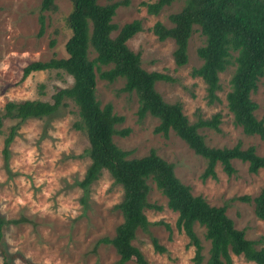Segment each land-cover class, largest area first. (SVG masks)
I'll list each match as a JSON object with an SVG mask.
<instances>
[{
	"label": "rangeland",
	"instance_id": "374dc122",
	"mask_svg": "<svg viewBox=\"0 0 264 264\" xmlns=\"http://www.w3.org/2000/svg\"><path fill=\"white\" fill-rule=\"evenodd\" d=\"M109 1L124 2L113 17L118 28L135 19L142 21L143 29L128 41V45L141 54L145 69L172 78L156 83L164 99L180 102L191 122L199 117L209 119L221 114L219 132L210 128L201 130L208 144L231 147L240 142L244 148L254 146L257 153L264 156V141L258 135L245 134L242 127L235 124L228 108L226 96L234 66L221 73L220 99L213 102L207 98L202 78L191 74L193 68L202 64L197 49L205 37L199 26H194L188 47L189 59L184 65H177L174 60V40L160 41L152 31L157 21L171 26L169 15L178 11L182 3L165 6L155 15L150 14L143 3L157 0H100V3ZM40 2L0 0L1 108L8 101L50 100L59 88L73 84V77L62 69L36 71L23 78V69L29 62L67 56L65 45L71 36L67 16L72 0H56L57 9L45 13L42 35H39ZM263 80L252 94L259 105L255 112L259 119L264 118ZM96 81V93L102 105L112 102L114 111L125 117L118 129H131L125 136L115 135L114 140L121 148L130 151L131 157H142L156 149L175 165L176 174L191 186L195 195H202L215 207L228 205L227 214L235 221L234 225L245 229L248 239H261L259 246L264 244V221L257 218L254 204L234 199L243 195L255 197L260 193L264 187V168L253 173L247 162L235 159L233 175H228L218 164L215 178L202 179L205 160L173 131L168 137L155 133L157 118L148 115L139 120L137 95L119 92L124 85L123 79L109 83L98 77ZM77 121L78 108L70 100L69 106L54 117L20 122L7 163L3 155L4 140L17 121L7 119L0 128V213L13 220L4 227L1 242L15 264H118L115 248L97 241L114 236V230L122 222L123 217L115 205L121 201L123 191L107 170L87 192L79 186L91 159L87 153L89 138L85 131L75 127ZM149 202L153 207L148 208L146 214L151 225L148 231H136L133 244L150 264H192L195 247L189 245V237L176 228L178 213L168 207L167 198L153 183ZM194 228L203 245L205 264L210 241L205 237L204 227L196 224ZM152 236L166 248L164 252L154 248ZM232 259L233 264H255L243 255L232 254ZM2 261L0 249V264ZM126 264L138 262L133 258Z\"/></svg>",
	"mask_w": 264,
	"mask_h": 264
},
{
	"label": "trees",
	"instance_id": "16d2710c",
	"mask_svg": "<svg viewBox=\"0 0 264 264\" xmlns=\"http://www.w3.org/2000/svg\"><path fill=\"white\" fill-rule=\"evenodd\" d=\"M175 2H181L182 6L169 15L171 26L157 21L152 31L160 41L174 40V60L177 65H184L189 59L188 47L194 26L198 25L205 37L197 49L202 64L193 68L191 74L202 78L207 98L213 102L220 99L221 73L234 66L226 96L228 108L235 124L241 126L245 134L258 135L264 141V118L257 117L255 112L259 105L252 98L259 81L264 79V0H157L143 4L150 14L157 15L165 6ZM123 3L72 0V9L67 16L71 29L65 45L67 56L31 61L23 69V78L36 71L62 69L73 77V84L59 88L50 100L8 101L3 108L0 107V128L7 119L17 121L4 140L6 163L20 122L29 118L54 117L69 106L71 100L79 114L75 127L85 131L90 142L87 153L91 162L78 182L79 186L87 192L107 170L123 191L121 201L115 205L123 217L122 222L114 230V236H105L97 241L115 248L119 255L118 264H126L133 258L138 264H150L133 241L138 229L148 231L151 225L146 210L153 207L149 202L152 183L167 198L168 207L178 213L176 228L184 232L189 237V245L195 247L192 264H203L204 260L203 245L194 228L196 224L205 228V237L210 241L209 258L205 264H233L232 254L243 255L255 264H264V244L259 246L262 240L248 239L245 229L234 225L235 221L227 214L228 205L215 207L202 195H195L191 186L178 177L175 165L156 149L142 157H131L130 151L115 142V135L125 136L131 129H118L125 117L114 111L112 102L102 105L98 99V77L109 83L123 79L124 85L119 92L137 95L139 120L148 115L157 118L159 123L155 133L168 137L173 131L205 160L202 179L215 178L218 164L228 175H233L236 172L235 159L247 162L249 171L253 173L264 168V156H260L254 146L244 148L240 142L231 147L208 144L201 130L210 128L219 132L220 113L191 122L180 102L171 103L164 99L156 89V83L172 78L159 71L145 69L141 54L128 45V41L143 29L142 21L135 19L120 28L113 22L118 7ZM56 9V0H41L38 8L39 35L45 30V13ZM116 30L117 34L113 35ZM234 199L253 203L257 218L264 221V187L255 197L243 195ZM12 221L0 213L2 264H15L1 242L4 227ZM152 241L157 251L166 250L156 237L152 236Z\"/></svg>",
	"mask_w": 264,
	"mask_h": 264
}]
</instances>
